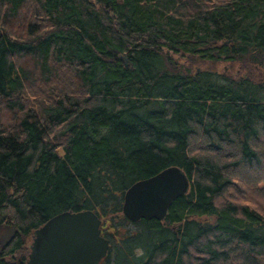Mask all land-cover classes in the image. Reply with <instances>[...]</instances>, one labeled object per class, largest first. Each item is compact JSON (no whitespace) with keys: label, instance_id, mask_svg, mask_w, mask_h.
<instances>
[{"label":"trees","instance_id":"16d2710c","mask_svg":"<svg viewBox=\"0 0 264 264\" xmlns=\"http://www.w3.org/2000/svg\"><path fill=\"white\" fill-rule=\"evenodd\" d=\"M179 55L261 65L264 0H0V264L81 210L100 264H264V84ZM169 167L188 191L127 220L124 192Z\"/></svg>","mask_w":264,"mask_h":264},{"label":"water","instance_id":"95a60500","mask_svg":"<svg viewBox=\"0 0 264 264\" xmlns=\"http://www.w3.org/2000/svg\"><path fill=\"white\" fill-rule=\"evenodd\" d=\"M121 59L127 66L126 57ZM188 189L185 173L178 167H169L132 184L124 192L122 214L130 222L160 221L173 201ZM100 225L101 219L93 210L64 211L52 216L33 232L26 264H100L109 248Z\"/></svg>","mask_w":264,"mask_h":264},{"label":"rangeland","instance_id":"374dc122","mask_svg":"<svg viewBox=\"0 0 264 264\" xmlns=\"http://www.w3.org/2000/svg\"><path fill=\"white\" fill-rule=\"evenodd\" d=\"M174 66L180 70L195 72L198 70H209L231 78L247 77L256 82L264 84V56L260 58L261 65L249 63L248 61H228V62H202L201 60L189 56H175ZM13 235L10 229L2 233V241L6 242Z\"/></svg>","mask_w":264,"mask_h":264}]
</instances>
